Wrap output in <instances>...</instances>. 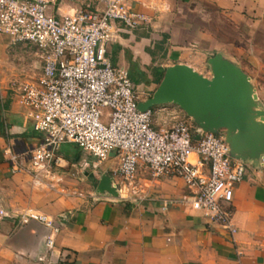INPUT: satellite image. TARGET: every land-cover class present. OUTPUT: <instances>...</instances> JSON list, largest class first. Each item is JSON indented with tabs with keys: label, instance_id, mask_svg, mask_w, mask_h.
Returning <instances> with one entry per match:
<instances>
[{
	"label": "crops",
	"instance_id": "crops-1",
	"mask_svg": "<svg viewBox=\"0 0 264 264\" xmlns=\"http://www.w3.org/2000/svg\"><path fill=\"white\" fill-rule=\"evenodd\" d=\"M42 1L55 19L71 17L81 3H88ZM132 9L147 23L131 33L112 30L106 57L128 72L139 102L151 97L167 68L182 64L203 75L200 68L210 59L205 55L220 54L246 74L264 110V0H135ZM208 9L218 16L219 31L229 25L248 32L249 41L242 39L251 49L247 55H238L239 50L235 56L227 54L222 44L200 46L186 36L181 42L179 33L194 28L188 19L206 16ZM36 52L33 45L0 34V264H264V156L245 161L246 175L234 188L233 237L179 204L186 193L180 179L153 178L141 168L137 197L127 191L129 196L122 192L120 198L98 195L101 178L111 177L117 168L114 155L98 165L75 146L65 145L62 168L43 174L23 165L14 171L5 151L19 154L42 140L17 91L41 74ZM172 106L167 105L182 116ZM92 193L95 199L88 196ZM169 200L178 204L166 207ZM29 214L60 223L52 247L40 222L21 223Z\"/></svg>",
	"mask_w": 264,
	"mask_h": 264
},
{
	"label": "built area",
	"instance_id": "built-area-1",
	"mask_svg": "<svg viewBox=\"0 0 264 264\" xmlns=\"http://www.w3.org/2000/svg\"><path fill=\"white\" fill-rule=\"evenodd\" d=\"M87 1L73 16L55 19L45 1L0 0V34L33 45L42 61L39 78L17 89L42 140L19 154L5 151L13 170L28 165L50 174L62 168L64 145L75 146L98 165L114 155L118 164L111 178L118 194L134 193L141 168L153 178L180 179L186 193L179 204L233 237L230 205L235 186L246 175V163L230 154L222 135L203 132L188 116L168 107L138 110L128 72L109 61L106 49L112 30L131 33L147 19L132 9L135 0ZM175 115L176 121L167 124ZM88 196L95 199L93 193ZM175 204L165 202L166 207ZM20 220L40 222L49 231L48 247L61 230L60 223L43 216L29 214Z\"/></svg>",
	"mask_w": 264,
	"mask_h": 264
},
{
	"label": "water",
	"instance_id": "water-1",
	"mask_svg": "<svg viewBox=\"0 0 264 264\" xmlns=\"http://www.w3.org/2000/svg\"><path fill=\"white\" fill-rule=\"evenodd\" d=\"M207 64L209 78L182 64L167 68L151 97L138 103V110L176 106L203 132L222 135L234 158L259 160L264 156V110L250 80L220 54ZM96 192L119 197L108 176L101 178Z\"/></svg>",
	"mask_w": 264,
	"mask_h": 264
},
{
	"label": "rangeland",
	"instance_id": "rangeland-1",
	"mask_svg": "<svg viewBox=\"0 0 264 264\" xmlns=\"http://www.w3.org/2000/svg\"><path fill=\"white\" fill-rule=\"evenodd\" d=\"M211 12L212 11L208 9V12H207L208 15H206V16H204L203 13H201L200 16L190 17L188 19V22H189L190 26H192L194 28L190 32L179 33L181 36V42H183L184 36H186L187 38L189 37L192 41H196L197 43H200V46H206L207 44L212 43V44H216L217 48H218L219 47L218 45L222 44L224 47L226 46L227 49L225 50V52L227 54H231L233 56H235L238 53H239L238 55H244V56L247 55V53L251 49L245 48L243 46L242 39H243V37L246 36V38H247L246 41H249L248 32L243 30V29H241V31H237L234 26L231 29V26H229V25H227L226 28H224V31H222V32L219 31V28H220L219 18H218V16L214 15ZM225 29H226V31H225ZM203 37H205V38H203ZM207 37L209 40H206ZM187 42H188V39L185 40V43H187ZM239 45H240V47H237ZM196 46H199V44H197ZM238 50H239V52L237 53ZM203 54L205 55L206 53H203ZM211 57H213V56L207 55V54L205 55L206 59L211 58ZM233 58L236 60V57H233ZM39 59H40V56H39ZM233 63L236 65V63L234 61H233ZM200 70H201L204 77L205 76L211 77L210 67L206 62H204L203 66L200 68ZM162 107H167V105L155 107L154 109L158 110V109H161ZM172 107H176V106H172ZM176 109H178V111L181 113L182 116H180V117H186L185 114L183 112H181L178 107H176ZM176 117H179V116L175 115L174 117H170L167 120V124L174 123V121H176ZM159 118L157 117V122H156L157 125L160 124ZM66 150H67V148L63 147V149H62L63 153ZM138 177H140V175ZM138 177L135 180L136 185L140 184V181H138L139 180ZM117 182H120V181H118V179H117ZM137 190L138 189H135L134 193H130V195H131L130 197H132V196L137 197V194H138ZM126 193H128V192H126ZM122 194H123V197H127V195L129 196V194H125V190L123 191ZM118 198H120V197H118Z\"/></svg>",
	"mask_w": 264,
	"mask_h": 264
},
{
	"label": "trees",
	"instance_id": "trees-1",
	"mask_svg": "<svg viewBox=\"0 0 264 264\" xmlns=\"http://www.w3.org/2000/svg\"><path fill=\"white\" fill-rule=\"evenodd\" d=\"M162 74H163V72L159 74L160 79H161V77H162ZM160 79H159V80H160ZM159 80H158L157 82H159Z\"/></svg>",
	"mask_w": 264,
	"mask_h": 264
}]
</instances>
